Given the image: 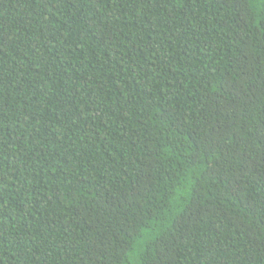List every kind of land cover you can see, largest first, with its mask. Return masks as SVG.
<instances>
[{
	"label": "trees",
	"instance_id": "trees-1",
	"mask_svg": "<svg viewBox=\"0 0 264 264\" xmlns=\"http://www.w3.org/2000/svg\"><path fill=\"white\" fill-rule=\"evenodd\" d=\"M0 264H264V0H0Z\"/></svg>",
	"mask_w": 264,
	"mask_h": 264
}]
</instances>
